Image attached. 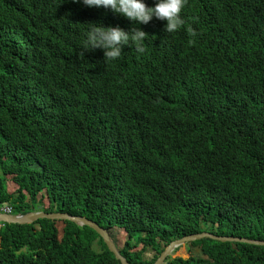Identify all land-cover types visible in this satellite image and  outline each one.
Listing matches in <instances>:
<instances>
[{
	"label": "trees",
	"instance_id": "obj_1",
	"mask_svg": "<svg viewBox=\"0 0 264 264\" xmlns=\"http://www.w3.org/2000/svg\"><path fill=\"white\" fill-rule=\"evenodd\" d=\"M181 15L168 34L71 0H0V208L87 218L131 264L205 232L264 241V0H187ZM88 23L140 27L144 53L80 55ZM0 240V264H120L70 221ZM190 246L202 256L169 264H264V246Z\"/></svg>",
	"mask_w": 264,
	"mask_h": 264
},
{
	"label": "clouds",
	"instance_id": "obj_2",
	"mask_svg": "<svg viewBox=\"0 0 264 264\" xmlns=\"http://www.w3.org/2000/svg\"><path fill=\"white\" fill-rule=\"evenodd\" d=\"M87 8H104L113 14H118L133 22V25H146L153 18L165 21L164 32L173 34L185 27V20L181 15L187 0H154L153 6H147L144 0H71ZM84 39L81 42L80 55L85 52L100 49L103 52V62L117 61L121 58L122 49L127 46L135 53L143 54L148 34L140 27L124 30L119 26H103L100 23H88ZM190 35L196 33L185 29ZM37 213V212H36ZM0 215H12L8 205L0 208ZM5 224L0 223V229ZM1 241V240H0Z\"/></svg>",
	"mask_w": 264,
	"mask_h": 264
},
{
	"label": "water",
	"instance_id": "obj_3",
	"mask_svg": "<svg viewBox=\"0 0 264 264\" xmlns=\"http://www.w3.org/2000/svg\"><path fill=\"white\" fill-rule=\"evenodd\" d=\"M52 220V221H70L79 226H86L90 229L94 230L97 235L101 238L104 245L106 246L108 252L114 255L115 259L120 262V264H131L128 260L123 257L113 241L110 240L106 230L102 227L98 226L96 222L91 221L84 217H76L71 216L66 213H53V214H45L42 209H39L37 213H32L25 216H9V215H0V223L5 225H29L34 224L38 220ZM204 239H211L216 242L221 243H244L254 246H264V241L259 240H250L247 238H235V237H225L218 236L212 233H202L195 234L188 237H184L180 240L173 241L160 255V258L155 264H169L168 258H171L172 254L181 246L186 244H191L194 242L202 241Z\"/></svg>",
	"mask_w": 264,
	"mask_h": 264
},
{
	"label": "rangeland",
	"instance_id": "obj_4",
	"mask_svg": "<svg viewBox=\"0 0 264 264\" xmlns=\"http://www.w3.org/2000/svg\"><path fill=\"white\" fill-rule=\"evenodd\" d=\"M8 188H9L10 195H13L17 191L16 186H14V184H12V183L9 185ZM41 197L42 196L40 195L39 199H41ZM61 227H63V226H61ZM117 232H119V231H117ZM191 253H192V255L197 256V257L202 256V252H201L200 247H192V246H190V244H186V245L181 246L178 249H176V251L172 254L171 258L168 261H171L175 258L189 259ZM155 255H156V252H149L146 254V258L153 259Z\"/></svg>",
	"mask_w": 264,
	"mask_h": 264
}]
</instances>
